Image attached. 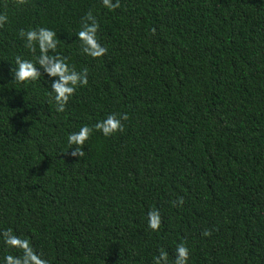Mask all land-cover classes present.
Masks as SVG:
<instances>
[{"label": "trees", "instance_id": "1", "mask_svg": "<svg viewBox=\"0 0 264 264\" xmlns=\"http://www.w3.org/2000/svg\"><path fill=\"white\" fill-rule=\"evenodd\" d=\"M120 4L0 0V230L49 264H153L161 248L173 264L181 242L188 264H264V0ZM89 11L108 49L95 59L77 39ZM38 27L88 69L63 113L43 69L13 80L15 57L33 60L19 30ZM113 112L128 114L124 131H93L71 156L68 135ZM7 254L20 253L0 239V264Z\"/></svg>", "mask_w": 264, "mask_h": 264}, {"label": "clouds", "instance_id": "2", "mask_svg": "<svg viewBox=\"0 0 264 264\" xmlns=\"http://www.w3.org/2000/svg\"><path fill=\"white\" fill-rule=\"evenodd\" d=\"M27 0H16V3L23 5ZM102 5L115 10L121 6L120 0H101ZM8 21L7 14H0V28ZM99 22L91 11L82 17L81 28L77 33V39L81 42V51L91 58H100L107 54L108 49L102 46L97 38ZM155 34V29L151 30ZM19 37L26 41L25 47L33 53V60L23 59L21 56L15 57V68H11L13 80L17 83L34 82L41 78L42 73L47 74L51 80V90L48 92L50 101H54L56 112L66 111L68 102L75 95L77 88L86 87L88 84V69L85 67L77 71L74 65L68 63V57L57 53L59 39L57 33L49 28L38 27L27 30L20 29ZM37 46L39 55H35ZM39 65V67H37ZM129 118L124 113H109L104 119L98 120L94 125H83L78 131L68 135V144L73 157L82 158L85 155L83 150L85 142L90 138L93 131H98L105 137L113 136L124 131L123 121ZM183 197H178L170 204L174 207L182 206ZM147 227L153 232L159 231L162 224V217L159 209L152 208L147 212ZM207 237L211 231L205 229L202 233ZM0 239L8 248L17 249L19 255L7 254L3 257V264H49V260L42 252L37 251L29 238L17 235L12 228L0 230ZM189 248L185 242L176 246L175 259L173 264H188ZM153 264H169L168 253L163 248L158 250V255L153 257Z\"/></svg>", "mask_w": 264, "mask_h": 264}]
</instances>
